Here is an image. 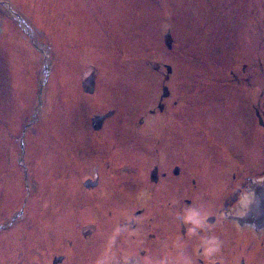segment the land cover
Returning a JSON list of instances; mask_svg holds the SVG:
<instances>
[{
  "label": "rangeland",
  "instance_id": "rangeland-1",
  "mask_svg": "<svg viewBox=\"0 0 264 264\" xmlns=\"http://www.w3.org/2000/svg\"><path fill=\"white\" fill-rule=\"evenodd\" d=\"M225 14V0H0V226H5L0 228V264L6 254L32 251L33 226H78L80 236L85 226H120L136 212H141L140 226L177 225V214L163 211L160 190L139 191L151 188L152 166L165 158V139L159 143L158 138L176 136L161 129L160 115L146 118L149 110H158L168 66L173 100L179 101L174 110L183 108L184 116L191 112L196 118L194 126L183 123V170L194 173L200 165L206 181L211 161L221 163L224 170L213 178L215 205L229 196L237 170H227L219 144L210 142L215 137L232 148L235 140L223 133L197 134L219 113L210 107L219 103L208 100L225 94L224 85L208 83L210 62L225 63ZM94 73L90 95L83 81ZM217 78L223 80L220 74ZM110 110L114 115L93 131L95 114ZM259 152H253V160L264 159V149ZM95 155L110 161V167L100 165L103 187L86 192L82 181ZM129 170L134 180L115 177ZM114 178L128 182V189L137 187L136 193L119 200ZM89 197L105 207L99 213L86 208ZM214 207L197 214L184 206V218L202 224L215 214Z\"/></svg>",
  "mask_w": 264,
  "mask_h": 264
},
{
  "label": "flooded vegetation",
  "instance_id": "flooded-vegetation-1",
  "mask_svg": "<svg viewBox=\"0 0 264 264\" xmlns=\"http://www.w3.org/2000/svg\"><path fill=\"white\" fill-rule=\"evenodd\" d=\"M225 9V63L216 65V61L210 62L212 75L208 79V83L224 85L225 94L213 95L208 100L209 104L219 103L210 106L213 110L219 109V113L212 115V126L200 127L197 134L223 133L232 135L235 140L232 148L227 143L224 146L216 142L215 137L210 142L211 146L219 144L217 153L224 154L227 170L233 167L238 172L231 175L229 196H223L215 205L213 178L224 170L221 163L211 161L210 168L207 166L206 181L197 169L200 165L193 170L194 173L183 170L184 155L182 146H179L185 138L183 123L194 126L196 118L191 117V112L184 116L183 108L174 110L179 101L173 100L169 86L172 68L168 66L163 93L157 102L158 110H149L146 118L160 115L163 120L161 129L169 135L172 134L169 130L174 131V137L162 135L158 138L159 143L165 139L162 149L173 159H168L165 153V158L154 162L149 175L151 188L139 191L151 195L160 190L163 211L173 210L179 220L177 225L140 226L136 217L141 212H136L135 218H124L120 226H85L79 229L80 236L74 228L78 226H33L32 251L17 256L6 254L3 264H264V218L261 217L264 213V159L253 160L252 157L254 153L261 156L259 150L264 149V0H225ZM217 74L223 76L222 81H216ZM95 84L94 76L84 80V90L89 87L90 91L86 92L94 94ZM113 115V110L95 114L91 122L93 131L101 130ZM139 123L144 124V117ZM196 141L195 144H199L198 137ZM251 150L254 151L248 154ZM158 151L160 155V149ZM95 156L97 159L89 177L82 181L86 192L103 187L100 165L110 167V161H105L101 155ZM129 171L115 177L128 176L134 180L133 172ZM117 178H114L113 190L117 198L127 200L137 187L128 189V182ZM114 192L111 196L115 195ZM95 201L89 197L86 208L93 206L99 213L105 202ZM184 206L194 209L197 214H201L202 209L210 213L215 206V214L209 215L202 224L195 223L191 219L185 220ZM216 213L221 223H217ZM19 230L23 233L26 229L21 227ZM22 237L21 242H24L26 234L23 233ZM10 257L15 260L11 261Z\"/></svg>",
  "mask_w": 264,
  "mask_h": 264
},
{
  "label": "water",
  "instance_id": "water-1",
  "mask_svg": "<svg viewBox=\"0 0 264 264\" xmlns=\"http://www.w3.org/2000/svg\"><path fill=\"white\" fill-rule=\"evenodd\" d=\"M172 38L169 36V35H167L166 36V44H167V46H168V48H171V40ZM86 90L87 91H90V89H89V87L88 88H86ZM261 217H263L264 218V213L261 215Z\"/></svg>",
  "mask_w": 264,
  "mask_h": 264
}]
</instances>
